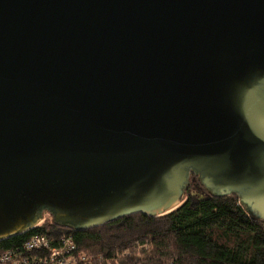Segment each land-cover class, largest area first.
I'll list each match as a JSON object with an SVG mask.
<instances>
[{
    "label": "water",
    "instance_id": "water-1",
    "mask_svg": "<svg viewBox=\"0 0 264 264\" xmlns=\"http://www.w3.org/2000/svg\"><path fill=\"white\" fill-rule=\"evenodd\" d=\"M191 175L264 221V0H0V240L165 215Z\"/></svg>",
    "mask_w": 264,
    "mask_h": 264
},
{
    "label": "trees",
    "instance_id": "trees-1",
    "mask_svg": "<svg viewBox=\"0 0 264 264\" xmlns=\"http://www.w3.org/2000/svg\"><path fill=\"white\" fill-rule=\"evenodd\" d=\"M185 200L159 216L135 214L83 231L71 230L82 264H264V221L251 215L237 196L216 197L191 175ZM42 223L2 242L16 248L30 236L57 234L46 212Z\"/></svg>",
    "mask_w": 264,
    "mask_h": 264
},
{
    "label": "built area",
    "instance_id": "built-area-1",
    "mask_svg": "<svg viewBox=\"0 0 264 264\" xmlns=\"http://www.w3.org/2000/svg\"><path fill=\"white\" fill-rule=\"evenodd\" d=\"M0 240V264H82L88 258L79 252L71 229L57 234L30 236L21 246L5 249Z\"/></svg>",
    "mask_w": 264,
    "mask_h": 264
},
{
    "label": "rangeland",
    "instance_id": "rangeland-1",
    "mask_svg": "<svg viewBox=\"0 0 264 264\" xmlns=\"http://www.w3.org/2000/svg\"><path fill=\"white\" fill-rule=\"evenodd\" d=\"M42 220H43V218H42ZM41 223H42V222H41ZM41 223H40V224H41ZM40 224H39V225H40Z\"/></svg>",
    "mask_w": 264,
    "mask_h": 264
}]
</instances>
